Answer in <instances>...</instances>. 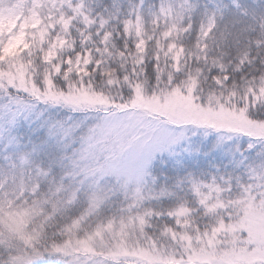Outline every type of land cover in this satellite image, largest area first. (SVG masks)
<instances>
[{
    "label": "snow or ice",
    "instance_id": "6c2138e0",
    "mask_svg": "<svg viewBox=\"0 0 264 264\" xmlns=\"http://www.w3.org/2000/svg\"><path fill=\"white\" fill-rule=\"evenodd\" d=\"M0 264H264V0H0Z\"/></svg>",
    "mask_w": 264,
    "mask_h": 264
}]
</instances>
